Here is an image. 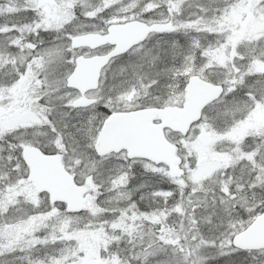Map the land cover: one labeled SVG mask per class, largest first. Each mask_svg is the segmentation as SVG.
<instances>
[{
  "label": "snow or ice",
  "instance_id": "1",
  "mask_svg": "<svg viewBox=\"0 0 264 264\" xmlns=\"http://www.w3.org/2000/svg\"><path fill=\"white\" fill-rule=\"evenodd\" d=\"M0 264H264V0H0Z\"/></svg>",
  "mask_w": 264,
  "mask_h": 264
}]
</instances>
